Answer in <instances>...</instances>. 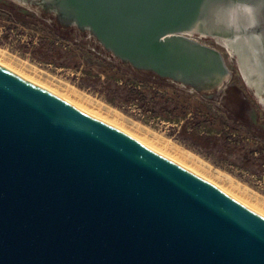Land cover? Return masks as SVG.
I'll use <instances>...</instances> for the list:
<instances>
[{
	"label": "water",
	"instance_id": "1",
	"mask_svg": "<svg viewBox=\"0 0 264 264\" xmlns=\"http://www.w3.org/2000/svg\"><path fill=\"white\" fill-rule=\"evenodd\" d=\"M12 1L198 92L228 76L193 38L209 0ZM235 2L264 50V0ZM0 264H264V216L0 64Z\"/></svg>",
	"mask_w": 264,
	"mask_h": 264
},
{
	"label": "rangeland",
	"instance_id": "2",
	"mask_svg": "<svg viewBox=\"0 0 264 264\" xmlns=\"http://www.w3.org/2000/svg\"><path fill=\"white\" fill-rule=\"evenodd\" d=\"M3 3L7 5L3 7ZM11 6H14L12 10L15 12L10 10ZM32 15L44 20L48 26L54 25L53 19L48 15L44 17V13L35 4H21L12 0H0V47L6 50L8 55L10 53L9 56L15 59L16 62L35 66L44 71L45 76L52 75L65 83H70L81 92L121 111L129 120L131 119V121L133 120L148 126L152 130L162 134V136H165V138H169L182 147L191 150L209 163L215 172L218 170L224 176H230L236 183L242 184L245 188L248 187L255 195L260 196V198L264 197V104L257 96L255 90L245 81L239 67L237 55H231L227 46L223 45L215 37H202L201 39L197 36L193 37L199 42L215 49L223 59L228 76L223 85L218 89L203 93L175 83L170 79L159 81L164 89H168L170 86L183 90L186 95L192 96L191 102L193 106L187 116L192 115V117H195L196 113L199 112L194 107L195 105L197 106L196 101L199 100L203 101L210 113L215 116L217 115V108L222 107L224 111L218 116L225 117L224 120L229 125V128L226 127V131L230 129L232 132L229 131V135L231 133L234 137H239L238 141L242 142H231L232 145H229L221 140L220 137H217L218 139L212 140L210 145L202 147L194 145L190 139H187L183 135V128L186 126L184 119L187 118H184L185 113L176 119L160 111L155 115L147 110V106L143 105V101H124L127 98L124 90L121 89L119 93L111 91V87L109 86L111 81V64L105 63V61L111 62V52L105 49L96 38L87 32L66 26H59L57 29L63 38H55L48 26L42 23L36 24L34 19L30 17ZM72 29L75 31L72 32ZM71 39H74L79 46L70 42ZM47 43H55L56 46L63 44L68 48L67 50L64 49L65 51L68 52L70 49H73L72 54H77L78 58H47L44 56L42 49L43 45L45 46ZM82 45L84 48L81 47ZM88 50L97 52L103 61L101 59L93 60L88 58L85 55ZM83 53H85L84 56ZM79 56H83V58L79 59ZM14 72L18 73L15 70ZM143 74H148V76H144L147 80L158 78L154 77L151 72ZM122 76L121 78H123ZM118 80H121L120 77H118ZM39 86L41 85L39 84ZM230 115L238 118L239 121H231L228 118ZM102 120L109 123L106 119ZM193 121L196 122V127L201 133L209 131L208 136H220L219 130L212 126V124L199 125V119L196 118ZM250 131L256 134L253 140H251V137L247 139L250 136ZM242 146L245 148H242ZM252 149L254 153L245 156V152L252 151Z\"/></svg>",
	"mask_w": 264,
	"mask_h": 264
},
{
	"label": "bare ground",
	"instance_id": "3",
	"mask_svg": "<svg viewBox=\"0 0 264 264\" xmlns=\"http://www.w3.org/2000/svg\"><path fill=\"white\" fill-rule=\"evenodd\" d=\"M235 1L209 0L194 27L201 35H214L219 42L227 46L231 55L236 54L246 82L258 88L264 86V50L261 42L249 31L251 20L250 14L245 11L247 8ZM9 55L6 50L0 47L1 65L10 70L12 69L13 72L14 70L17 71L21 74H19L20 76L24 75L33 83L40 84L41 87L43 86V88L59 95L71 104H75L74 106L84 112L108 120L109 123L111 122L112 125L145 146L171 160L174 159V162L184 165L201 177L211 181L230 196L237 198L238 201L264 216V197H261V199L260 196L252 193L253 191L251 192L248 187L245 188L242 184L236 183L230 176L226 177V174L224 176L218 170L215 172L209 163L191 150L182 147L169 138H165V136L148 126L129 120L121 111L81 92L70 83H65L52 75L45 76L44 71L35 66L29 65V67L21 62H16ZM263 99V97L260 98L264 102Z\"/></svg>",
	"mask_w": 264,
	"mask_h": 264
},
{
	"label": "trees",
	"instance_id": "4",
	"mask_svg": "<svg viewBox=\"0 0 264 264\" xmlns=\"http://www.w3.org/2000/svg\"><path fill=\"white\" fill-rule=\"evenodd\" d=\"M7 4L3 3V7L6 6ZM14 6H11V11ZM15 12V11H14ZM19 14V13H18ZM31 18L34 19L36 24H46L44 20H41L40 18H37L35 16H30ZM11 19V17H10ZM54 25L48 26L50 29L52 35H54L55 38L62 39L63 37L61 36L60 33H58V28H59V23L57 20L53 21ZM75 30L72 29V32ZM70 42H72L74 45L79 46L77 42L74 41V39H71ZM83 47V45L81 46ZM84 48V47H83ZM44 56L49 58V57H59V58H78L77 54L74 55L73 49H70V51H65L64 49H68L67 46H64L63 44L61 46H56L55 43H47V45H43L42 47ZM85 53H83L84 56ZM88 58H91L93 60H99L103 59L100 57L97 52H93L91 50H88L87 53L85 54ZM83 56H79V59H82ZM105 63H108L109 65L111 64V78H110V83L109 86L111 87V91L114 93H119V91L124 90L126 92L127 98L124 101L131 102L133 100H138L139 102L143 101V105L147 106V110L150 111L151 113L157 115L158 112L160 111L161 113H166L172 118L176 119L180 117L183 113H185V118L184 120L186 121V126L183 128V135L187 137V139H190L191 142L194 145H199L202 147H206L207 145H210L212 140H217V137H220L221 140H223L226 144L232 145L231 142H236L239 143L238 139L239 137H234L229 131H226V127L229 128V125H227V122H225V117L223 116L219 117L218 115H221L224 110H222V107L217 108V115H213L210 113L208 110L207 106L205 103L201 100L196 101L197 106L195 105L194 107L197 109V112L195 117L187 116L190 112V109L192 108V96L191 95H186L183 90H180L178 88L170 87L168 89L162 88V84L159 81H162L163 78L159 77L156 74H152L154 79H149L147 80L144 78V76H148V74H143L147 73L141 69L136 68L133 65H128L125 62H123L121 59L117 58L115 55L111 54V62L105 61ZM124 68V69H123ZM102 72V71H101ZM123 75V76H122ZM121 76L123 78H121ZM118 77H120V81L118 80ZM201 101V102H200ZM192 113V111H191ZM210 115V116H209ZM199 119L198 124H212V126L216 127V129L219 130L220 136L214 135V136H208L209 131L207 132H200L199 129L196 127V122H194V119ZM228 118H230L231 121L233 122H238V118H234L232 115H230ZM198 125V126H199ZM224 126V127H223ZM232 132V131H230ZM219 135V134H218ZM250 136L248 138H252L251 140L254 139L256 134L252 131H250ZM216 138V139H215ZM245 141L244 139H242ZM216 142V141H215ZM242 143V142H240ZM240 150L242 148H245L242 146L239 147ZM248 150V149H247ZM246 150V151H247ZM254 153V150L249 152H245L246 155H250Z\"/></svg>",
	"mask_w": 264,
	"mask_h": 264
},
{
	"label": "clouds",
	"instance_id": "5",
	"mask_svg": "<svg viewBox=\"0 0 264 264\" xmlns=\"http://www.w3.org/2000/svg\"><path fill=\"white\" fill-rule=\"evenodd\" d=\"M245 11L251 13L252 10L251 9H245Z\"/></svg>",
	"mask_w": 264,
	"mask_h": 264
}]
</instances>
